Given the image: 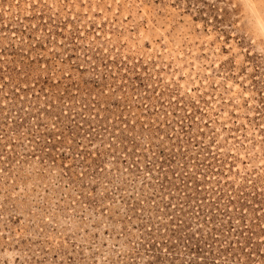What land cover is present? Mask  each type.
<instances>
[{
    "label": "rangeland",
    "instance_id": "rangeland-1",
    "mask_svg": "<svg viewBox=\"0 0 264 264\" xmlns=\"http://www.w3.org/2000/svg\"><path fill=\"white\" fill-rule=\"evenodd\" d=\"M260 0H0V264H264Z\"/></svg>",
    "mask_w": 264,
    "mask_h": 264
},
{
    "label": "clouds",
    "instance_id": "clouds-1",
    "mask_svg": "<svg viewBox=\"0 0 264 264\" xmlns=\"http://www.w3.org/2000/svg\"><path fill=\"white\" fill-rule=\"evenodd\" d=\"M259 6L264 9V0H260Z\"/></svg>",
    "mask_w": 264,
    "mask_h": 264
}]
</instances>
